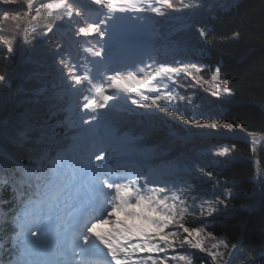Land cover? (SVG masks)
Segmentation results:
<instances>
[{"label": "trees", "instance_id": "trees-1", "mask_svg": "<svg viewBox=\"0 0 264 264\" xmlns=\"http://www.w3.org/2000/svg\"><path fill=\"white\" fill-rule=\"evenodd\" d=\"M227 1L230 0H180L173 8L191 20L187 32L193 43L223 56L215 76L218 84L209 88L207 96L202 98L201 109L206 113L198 115L197 121L222 134L235 136L224 139L227 150L223 146L221 151L213 150L209 154L214 158L204 167L209 177L205 181L213 190L205 194L197 214L191 219L184 217L183 221L187 224L190 220L191 225L201 226L205 233L200 237L204 244L201 249L211 254L216 264H264V148L245 140L264 133V0H240L226 9ZM19 6L25 8L23 1ZM15 15L22 19V14H4L7 28L9 18L16 19ZM198 15L204 17L206 25L196 20L202 17ZM28 20L33 27L48 22L40 4L32 8ZM32 33L28 31L21 55L19 36L11 41L8 33L3 34L5 41L10 42L0 47V149L5 148L8 156L18 147L19 139L22 140L16 132L23 131L24 137L35 135L39 131L33 132L36 122H42L38 118L48 115L44 113L47 110L44 111V105L49 96L36 107L40 100L34 101L30 94L18 95L14 102L9 101L10 82L15 81L20 64H27L25 58L35 56L42 42L28 40ZM53 47L54 44L49 46L50 50ZM216 63V59L210 60L209 69ZM49 67L46 71L50 74L49 71L54 72L52 61ZM49 79L35 80L30 89L35 90L38 83L50 86ZM217 102L222 104L216 107ZM59 112L47 118L42 131L63 129V116ZM19 157L26 159L25 154ZM0 170L13 178L11 165L2 155ZM6 176L0 181V197L9 191L10 180ZM175 258L178 260L170 258L174 264H213L208 257L194 251H180Z\"/></svg>", "mask_w": 264, "mask_h": 264}, {"label": "rangeland", "instance_id": "rangeland-1", "mask_svg": "<svg viewBox=\"0 0 264 264\" xmlns=\"http://www.w3.org/2000/svg\"><path fill=\"white\" fill-rule=\"evenodd\" d=\"M78 3H85V0H77ZM101 2H104L105 6L106 7H109L111 9V11L109 12V15H112V18L114 16H118V21L121 22L122 24H126L123 20V17H124V13H127V15L133 19L134 17L132 16V12H130L129 9L133 8L132 10H134V7L138 4H142L144 2V0H101ZM120 5H125V7L128 9V11H126L127 9L126 8H121L119 7ZM74 13H77V16L76 18H78V20H80V23H83L84 24V20L81 16V13H79L78 11L74 12ZM134 14V13H133ZM133 22V21H132ZM134 23V22H133ZM135 24V23H134ZM136 25V24H135ZM145 27L146 24L144 22L142 23H139L138 22V28L139 27ZM130 27H133L132 24H130ZM140 27V28H141ZM137 26H136V29H138ZM152 53V51H151ZM140 71V70H138ZM159 73H163L160 69L158 70H155L151 73H148L147 74V77H141V82H144V79H148V81H146L143 85V87L146 89V90H154V82L158 80V75ZM85 119V116H83L82 114L77 116L76 117V123H82ZM69 174H67L66 178H65V181H68L69 178L71 177V168H69ZM65 172V171H64ZM66 172L62 174L61 178L63 176H65ZM262 176H263V185H264V172L262 173ZM54 186L55 185H52L51 189L53 190L54 189ZM47 189V188H46ZM161 194H164V193H161ZM148 197V198H147ZM145 199V203L143 204V206H141L142 208V211L140 213V216L137 217V220L139 221V224L136 225V227L140 230L139 226L140 224H144V223H147L152 217L151 215L149 214V212L146 213V211H148V206L152 205V203L154 202H157V205L158 206H163V198L160 194H157V195H153L152 199H151V196H146L144 197ZM41 204V202H40ZM36 208V207H35ZM35 208L33 206L29 207L28 209H26V213L24 214V217H25V220H24V224H27V226H24L23 225V233L24 234H27L28 233V222H29V215H30V212L32 211H35ZM140 208V207H139ZM128 230L130 231H133V225H131ZM133 233L135 234V232L133 231ZM30 241V240H29ZM124 248H127V249H132L131 245H124ZM31 252H32V245L31 244H26V247H25V250L23 251V256L21 257V259L18 261H16L15 263L13 264H32V260H31ZM122 262L125 264L124 262V259L121 258ZM137 259H140L139 257H137L134 261H136ZM133 261V262H134ZM133 262H129V264H132Z\"/></svg>", "mask_w": 264, "mask_h": 264}, {"label": "snow or ice", "instance_id": "snow-or-ice-1", "mask_svg": "<svg viewBox=\"0 0 264 264\" xmlns=\"http://www.w3.org/2000/svg\"><path fill=\"white\" fill-rule=\"evenodd\" d=\"M113 79H119V77H114ZM227 83V82H225ZM107 99V98H105ZM95 104V101L92 102ZM135 103V101H133ZM87 123V121H86ZM213 126L214 125H210ZM102 156L96 157L97 160L102 159ZM116 217L118 220H124L126 223L133 225V231L135 232L136 235H140V230L136 227L137 224H139V221L136 220L135 218H128V217H122L119 212L115 213ZM108 221H102L101 224H92V226L88 229V232L94 235L101 244L105 245L109 249V254L113 257L114 264H123L122 261L118 259V251H123L122 248L118 249L117 246L115 245V242H109L105 237L101 234L102 231L105 229L103 228V225H107ZM44 227L43 224L37 223L31 230H30V235L36 242H39L43 240L45 236V232L42 231V228ZM88 237L85 236L83 238V242L87 243ZM199 247V245H197Z\"/></svg>", "mask_w": 264, "mask_h": 264}, {"label": "bare ground", "instance_id": "bare-ground-1", "mask_svg": "<svg viewBox=\"0 0 264 264\" xmlns=\"http://www.w3.org/2000/svg\"><path fill=\"white\" fill-rule=\"evenodd\" d=\"M121 36H124V33H123ZM141 165H142V164H141ZM142 167H144V165H142Z\"/></svg>", "mask_w": 264, "mask_h": 264}]
</instances>
